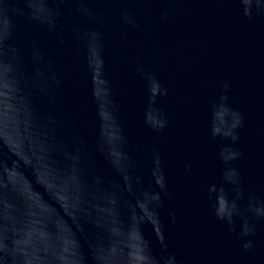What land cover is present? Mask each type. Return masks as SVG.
<instances>
[{"label":"water","instance_id":"obj_1","mask_svg":"<svg viewBox=\"0 0 264 264\" xmlns=\"http://www.w3.org/2000/svg\"><path fill=\"white\" fill-rule=\"evenodd\" d=\"M0 264H264V0H0Z\"/></svg>","mask_w":264,"mask_h":264}]
</instances>
